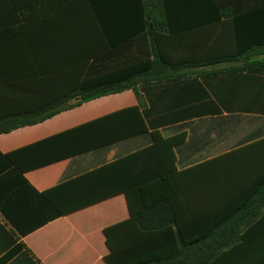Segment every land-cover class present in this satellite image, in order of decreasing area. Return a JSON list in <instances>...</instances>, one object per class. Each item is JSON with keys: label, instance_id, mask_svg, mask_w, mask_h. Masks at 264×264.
Instances as JSON below:
<instances>
[{"label": "crops", "instance_id": "0c3cea01", "mask_svg": "<svg viewBox=\"0 0 264 264\" xmlns=\"http://www.w3.org/2000/svg\"><path fill=\"white\" fill-rule=\"evenodd\" d=\"M104 1L117 9L133 0ZM173 1L215 4L211 16L220 21L176 33L212 35L215 53L240 50L238 61L219 64L240 71L143 83L142 107L130 89L0 134V264H109L105 231L130 220L126 194L112 191L113 180H78L150 147L156 131L185 136L174 147V209L185 236L183 245L164 233L138 242L152 250L144 257L157 250L174 264H264V0ZM88 9V0H0V116L33 112L53 98L34 72L68 73L74 58L110 54ZM182 12L173 16L188 18ZM139 106L147 133L109 143L116 128L94 124ZM201 217L221 229L198 235L193 222ZM133 229L125 230L129 239Z\"/></svg>", "mask_w": 264, "mask_h": 264}, {"label": "trees", "instance_id": "16d2710c", "mask_svg": "<svg viewBox=\"0 0 264 264\" xmlns=\"http://www.w3.org/2000/svg\"><path fill=\"white\" fill-rule=\"evenodd\" d=\"M88 4L95 25L102 29L108 40L110 54L104 51L101 56L90 52L85 59L74 58L68 73H43L41 69L38 73L34 72L38 79L41 78L53 89V98L42 100L44 102L33 112L0 116V134L43 122L61 111L130 89L135 92L142 107L143 101L137 87L143 83L240 71L239 67L219 66L238 61L240 50L215 53L208 48V39L212 35L176 33L204 29L203 27L220 21L219 17L216 19L211 16L215 4H208L206 1L179 4L173 0H133L131 4L121 1L117 9L110 8L111 4H106L104 0H88ZM176 10L183 11L181 14L188 18L176 19L173 16ZM191 10L200 15L190 16ZM112 15L117 18L115 27L111 22ZM176 22L183 26L176 27ZM111 28H119L120 32H114L111 36ZM234 35L238 41V32ZM112 63L114 66L110 65ZM208 67L215 70L197 72ZM49 97L51 98L50 95ZM72 101L74 102L71 103ZM94 124H104L105 128L113 125L116 128L113 136L108 139L109 143L148 132L140 106L116 112ZM105 133L111 136L110 129ZM152 138L153 145L150 147L78 180L80 182L95 177H102L110 182L113 180L118 188L112 191L126 194L130 220L105 231L110 249V254L106 257L109 264H174V258H163L157 250L144 257V252L152 250L146 244L137 243L147 242L160 233L172 234L178 237L182 245L184 243V228L174 209L178 197L174 189L177 173L174 147L184 142L185 136L181 134L164 139L156 131L152 133ZM13 154L16 153L9 157L12 158ZM160 167L162 171L156 172ZM53 192L54 190L45 193V197L51 200ZM113 195L115 194H104L102 199ZM207 218L201 217L193 222V227L200 236L210 235L221 229L217 225L207 228L204 223ZM173 226L177 227V232H172ZM127 229H133L130 239L125 233ZM117 230H124L120 241L114 239L113 234Z\"/></svg>", "mask_w": 264, "mask_h": 264}]
</instances>
